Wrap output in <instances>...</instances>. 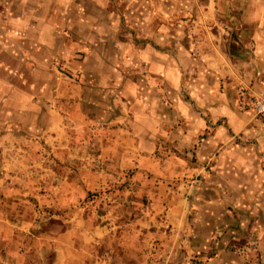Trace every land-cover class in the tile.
Masks as SVG:
<instances>
[{
    "label": "rangeland",
    "instance_id": "rangeland-1",
    "mask_svg": "<svg viewBox=\"0 0 264 264\" xmlns=\"http://www.w3.org/2000/svg\"><path fill=\"white\" fill-rule=\"evenodd\" d=\"M111 1L118 3V30L112 33L114 19L103 15L97 21L103 22V34L93 46L108 56H116L112 49L127 43L161 47L169 42L173 52L185 48L189 56H183V50L181 56L175 52L183 62L185 81L176 95L192 109L204 110L211 103L200 97L212 91L226 109L264 128V0ZM106 8L112 15L111 6ZM43 38L48 54L51 41L47 35ZM21 40L19 48L38 43L29 35ZM5 58L16 68L13 56ZM120 68L125 77H141L144 72L143 67ZM51 71L63 79L69 75L58 66ZM24 82L31 94H39L31 82L46 84ZM51 82L57 86L43 94L58 89L55 94L62 96L52 94L56 99L49 128L43 115L46 103L37 119L31 111L7 117L0 104V264L250 263L257 247L251 230L242 226L245 212H240L236 193L218 204L221 211L231 209L226 223L221 213L215 215L212 230L196 229L194 224L212 215L201 209L199 196L212 195L207 181L219 175V168L196 165L193 149H169L168 136L163 140L167 149L156 151L155 160L133 145L124 148L116 124L85 118L76 104L66 105L67 82ZM158 83V93L171 95L168 85ZM169 109L174 117L176 109ZM209 121L208 137L215 132L212 128L232 133L227 118ZM234 137L230 145L254 144L264 155V136L253 132L247 138ZM172 156L180 160L169 161ZM213 185L225 188L222 178ZM193 205L200 210L194 211Z\"/></svg>",
    "mask_w": 264,
    "mask_h": 264
},
{
    "label": "crops",
    "instance_id": "crops-1",
    "mask_svg": "<svg viewBox=\"0 0 264 264\" xmlns=\"http://www.w3.org/2000/svg\"><path fill=\"white\" fill-rule=\"evenodd\" d=\"M108 5L112 8V15L107 11ZM117 5L111 0H0V104L6 107V116L31 111L37 119L46 103L47 111H43V115L49 128L52 125L51 103L62 93L55 94L58 89H53V93L46 96L43 92L57 86L51 81H65L68 88L63 93L66 105L76 104L89 120L116 124L122 133L118 138L124 148L126 144L133 145L138 153H146L149 160L158 159L156 151L167 147L180 151L193 149L196 165H208L216 171L219 168V175H211L207 181L212 184L209 187L212 195L209 198L199 196L203 198L201 209L212 214L213 218L210 215L205 222L194 221L196 229H214L216 214L223 213L226 223L231 209L221 211L222 207L218 204L226 202L232 193H236L240 212H245L242 226L251 230V239L257 247L249 264H264V155L258 153L259 147L254 144L230 145L233 134L247 138L256 132L263 137L264 128H256L251 124L253 120L250 117L226 109L222 99L215 97L212 91L200 97L211 103L204 110L192 109L189 103L176 95L175 91L181 89L185 81L181 72L183 62H178L175 52L181 56L183 50V56H189L191 52L185 48L179 47L173 52L169 42L168 45L160 44L161 47L150 42L127 43L112 49L116 56H108L103 49L93 46L92 42L97 43L94 39L103 34V29L99 27L103 22H97L103 15L111 22L114 19L111 32L118 30L116 19L119 14L114 11ZM61 29L64 30L61 32ZM27 35L38 43L19 48L18 42ZM44 35L52 43L46 47L48 54L44 52ZM58 38H62L60 44L56 42ZM7 54L13 56L16 68L6 60ZM179 59L184 60L185 57ZM54 66L69 73L66 79L53 74L51 70ZM120 67H143L144 72L141 77L136 74L125 77ZM153 80L156 81L154 85ZM10 81H19L20 84L14 86ZM24 81H46V84L31 82V86L39 92L31 94L25 90ZM158 82L168 85L173 90L171 95L167 97L158 93L154 87L159 86ZM170 107L176 109L174 117L169 113ZM54 111L60 113L63 110L55 108ZM224 117L233 134L227 128H210L215 132L208 137L210 118ZM201 134H207L205 140L200 139ZM166 136L171 138L172 145L164 148ZM178 160V156L169 159L172 162ZM221 178L225 186L222 190L213 185ZM237 178H242L244 182ZM192 207L194 211L195 208L200 210V206ZM198 236L200 238V234Z\"/></svg>",
    "mask_w": 264,
    "mask_h": 264
},
{
    "label": "built area",
    "instance_id": "built-area-1",
    "mask_svg": "<svg viewBox=\"0 0 264 264\" xmlns=\"http://www.w3.org/2000/svg\"><path fill=\"white\" fill-rule=\"evenodd\" d=\"M262 109H264V107Z\"/></svg>",
    "mask_w": 264,
    "mask_h": 264
}]
</instances>
